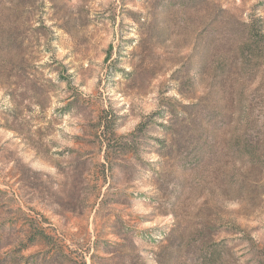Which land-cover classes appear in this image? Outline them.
Here are the masks:
<instances>
[{
    "label": "rangeland",
    "instance_id": "rangeland-1",
    "mask_svg": "<svg viewBox=\"0 0 264 264\" xmlns=\"http://www.w3.org/2000/svg\"><path fill=\"white\" fill-rule=\"evenodd\" d=\"M258 18L264 0H0V257L264 264L238 240L264 246V58L239 49Z\"/></svg>",
    "mask_w": 264,
    "mask_h": 264
},
{
    "label": "trees",
    "instance_id": "trees-1",
    "mask_svg": "<svg viewBox=\"0 0 264 264\" xmlns=\"http://www.w3.org/2000/svg\"><path fill=\"white\" fill-rule=\"evenodd\" d=\"M262 23L263 22L260 18L251 20L244 25V28L242 32L240 33L241 40L239 44V49H240V54L243 56L244 61L248 60V62H251L252 60L259 59V57L264 58V26L262 25ZM102 124H103V127L104 126L106 127V124L108 126L109 123L105 122ZM140 130L141 128L139 127L137 131L127 136V138L122 143L115 144L114 147L119 146L118 150L122 152H128L129 150L130 151L134 150L136 146V136L138 135ZM107 131H108V127H107ZM107 146L110 148V150H112V145L110 142L107 143ZM107 153H108V149H107ZM234 234H240V232L234 233ZM42 236H43L42 237L43 243L46 241L47 242L49 241V238L47 236L45 235H42ZM238 240L242 241L243 243L248 242L251 246V250H254L253 252L260 253L261 254L260 260H263L264 246H263V249H258V247L255 246V243L250 238H248L246 235H244L243 237H240V239ZM217 246H219V243ZM220 251L221 250L216 249L212 251L210 255L213 256V254L215 255L217 252H220ZM213 260L215 264L219 262L218 257ZM0 264H18V260L16 259L15 256L12 257L11 255L6 254L5 256L0 257Z\"/></svg>",
    "mask_w": 264,
    "mask_h": 264
}]
</instances>
